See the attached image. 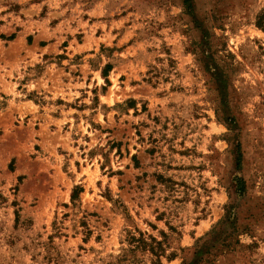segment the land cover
I'll list each match as a JSON object with an SVG mask.
<instances>
[{
	"label": "rangeland",
	"instance_id": "1",
	"mask_svg": "<svg viewBox=\"0 0 264 264\" xmlns=\"http://www.w3.org/2000/svg\"><path fill=\"white\" fill-rule=\"evenodd\" d=\"M187 5L0 0V264H264V0Z\"/></svg>",
	"mask_w": 264,
	"mask_h": 264
},
{
	"label": "trees",
	"instance_id": "2",
	"mask_svg": "<svg viewBox=\"0 0 264 264\" xmlns=\"http://www.w3.org/2000/svg\"><path fill=\"white\" fill-rule=\"evenodd\" d=\"M187 1L188 0H186V6H188L187 5ZM257 26L259 27V28H261V29H264V12L261 14V15H259L258 17H257ZM204 36L205 37H207L208 36V32L206 31V30H204ZM110 68H111V66L110 65H108V68H107V70L106 71H104V76H107L108 75V71H110ZM241 159H242V155H241V153L240 152H238V163H240L241 162ZM241 180L239 181V187L241 186ZM76 196V195H75ZM75 196H73V197H75ZM154 249H152V251H153ZM154 252V251H153Z\"/></svg>",
	"mask_w": 264,
	"mask_h": 264
}]
</instances>
